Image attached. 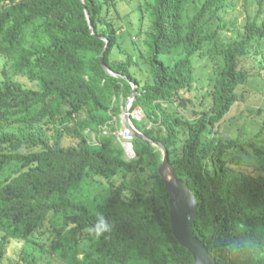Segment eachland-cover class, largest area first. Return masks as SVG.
Returning <instances> with one entry per match:
<instances>
[{
	"label": "trees",
	"instance_id": "1",
	"mask_svg": "<svg viewBox=\"0 0 264 264\" xmlns=\"http://www.w3.org/2000/svg\"><path fill=\"white\" fill-rule=\"evenodd\" d=\"M139 1L131 14L150 21L142 41L152 83L144 84L131 73L130 56L113 63L114 52L122 49L121 27L112 14H118L117 0H0V55L7 60L0 85V175L10 170L0 179V264L14 241L25 244L18 256L24 264H37L36 245L62 264H193L172 233L169 194L158 173L159 149L134 139L135 157L127 160L104 133L133 85L138 94L130 113L140 108L165 134L155 136L153 129L132 120L134 127L165 146L178 178L188 182L199 205L195 236L217 264H264V178L232 161L240 151L264 152L224 141L217 133L238 101V88L250 80L243 57L257 42L264 47V21L249 19L245 32L225 43L218 32L206 30L205 19L222 22L220 14L236 0H200L187 24L184 10L195 0ZM175 50L181 56L167 66L161 57ZM215 53L222 63L200 102H209V109L195 122L181 123L163 104L186 105L181 94L197 90L191 58L204 60ZM101 55L108 69L124 78L104 71ZM7 67L36 83L37 90L9 79ZM182 127L187 137L178 149ZM65 137L75 143L65 146ZM145 175L149 180L142 182ZM96 177L110 186L94 195L87 180ZM97 213L113 224L107 238L90 232ZM50 216L51 229L39 233Z\"/></svg>",
	"mask_w": 264,
	"mask_h": 264
},
{
	"label": "rangeland",
	"instance_id": "2",
	"mask_svg": "<svg viewBox=\"0 0 264 264\" xmlns=\"http://www.w3.org/2000/svg\"><path fill=\"white\" fill-rule=\"evenodd\" d=\"M134 2H127L124 0H117V13L112 11L113 20L117 26L121 27L119 34V43L122 49H116L114 52L113 63L118 64L120 60H126L129 56L133 59L130 71L135 75L142 84L152 83L150 73V63H146L144 57L149 56V51L146 49L144 38L149 31L150 21L146 17L143 22L140 21L139 13H132L131 11L138 8L140 1L132 0ZM200 0L189 2L184 10V24L193 17L197 12ZM232 8L228 13L220 14L223 19V23L226 27H222V22L218 19L211 20L205 19L206 30L209 33L218 32V38L220 41L229 43L238 39L246 30V24L249 19L257 20L258 24H262L264 21V1L263 0H236L232 3ZM101 29L104 25L100 26ZM140 33V36H137ZM180 50H175L169 57L162 56L161 60L167 66H173L175 61L180 58ZM6 58L0 55V85L4 81L2 70L6 65ZM191 62L195 69V79L197 90L192 92H183L182 98L187 101L186 105L182 106L179 102L165 103L163 108L167 109L174 117L181 120V123H193L198 118V115L202 110H208L210 103L205 106L201 105V95L205 94L211 87L215 79V72L219 69L222 59L221 55L215 53L212 58H206L200 60L197 55L191 58ZM242 66L250 72V80L247 84L238 88V101L232 107L227 116L220 122L217 127L218 136L224 141L235 140L240 143H247L254 145V147L264 152V47H261L257 42L251 49L249 54L243 57ZM7 74L9 79L19 82L26 89L37 90L36 83L28 81L22 76L14 75L7 67ZM121 109L118 116L113 117L111 124L105 129L107 135H111L116 140V133L121 129L124 120L125 108ZM210 111H208L209 113ZM144 119L142 126L148 129H153L154 135L162 136L165 134L163 127L153 124L149 121L147 115L143 112ZM7 129V128H6ZM181 140L178 143V149L181 148L183 141L187 137V130L182 127ZM208 140V138L206 139ZM210 141V140H208ZM93 142V140H92ZM75 141L70 137H65L63 144L65 146L73 145ZM28 148H23L22 152H28ZM233 165L251 174L261 175L264 178V156H257L252 150L244 152H238L232 157ZM10 170H5L0 179L5 178L9 174ZM142 182L148 181V176L140 177ZM87 183L94 195L103 193L110 184L101 177L88 179ZM114 184L119 183V178L113 180ZM132 183L136 186L140 183L138 180H132ZM149 185L146 186V191L149 189ZM132 191L126 193L127 197H130ZM50 219L46 221L44 227L39 233H45L51 229ZM25 244L23 242L14 241L11 243L8 254L3 264H18L19 252ZM28 247V246H25ZM34 251L37 256V264H62L54 255L48 250L42 249L39 245H36ZM83 251H87V247H83ZM24 264V263H21Z\"/></svg>",
	"mask_w": 264,
	"mask_h": 264
},
{
	"label": "water",
	"instance_id": "3",
	"mask_svg": "<svg viewBox=\"0 0 264 264\" xmlns=\"http://www.w3.org/2000/svg\"><path fill=\"white\" fill-rule=\"evenodd\" d=\"M86 16L89 24L91 25V19L87 11ZM106 48L107 47H105L104 51ZM100 61L102 68L108 74L116 78H124L121 75L112 73L108 69L107 65L102 60V55L100 57ZM129 82L131 81L129 80ZM132 87V92L128 98L124 114V120L130 127L132 125L129 121V112L138 94L137 87L135 85ZM131 129L135 139H138L147 145L158 147L161 151L162 162L158 168V173L164 181L165 188L169 194L170 223L173 236L181 246L191 253L194 261L193 264H217V261L210 254L205 243L195 236L194 221L198 213L199 205L196 201L194 193L188 185V182L186 180L179 179L175 168L170 164L168 150L164 145L159 142L152 141L136 128L131 127ZM167 168H169L171 172L169 180L165 177V171Z\"/></svg>",
	"mask_w": 264,
	"mask_h": 264
},
{
	"label": "built area",
	"instance_id": "4",
	"mask_svg": "<svg viewBox=\"0 0 264 264\" xmlns=\"http://www.w3.org/2000/svg\"><path fill=\"white\" fill-rule=\"evenodd\" d=\"M130 123L131 127L134 128L132 120L140 123L144 119L143 111L140 108H136L132 113H130ZM111 124V123H110ZM131 127L123 120L121 129L115 134L117 143L121 146L124 151V156L127 160H132L135 157L134 144H133V133ZM107 127H105L106 129ZM88 132V131H87ZM104 133L107 135L106 131Z\"/></svg>",
	"mask_w": 264,
	"mask_h": 264
},
{
	"label": "clouds",
	"instance_id": "5",
	"mask_svg": "<svg viewBox=\"0 0 264 264\" xmlns=\"http://www.w3.org/2000/svg\"><path fill=\"white\" fill-rule=\"evenodd\" d=\"M113 230V224L109 222L102 213H97V220L95 225L90 229V232L95 238L99 239L101 236H105L107 233H111ZM107 238V236H105Z\"/></svg>",
	"mask_w": 264,
	"mask_h": 264
},
{
	"label": "bare ground",
	"instance_id": "6",
	"mask_svg": "<svg viewBox=\"0 0 264 264\" xmlns=\"http://www.w3.org/2000/svg\"><path fill=\"white\" fill-rule=\"evenodd\" d=\"M133 124V123H132ZM134 126V125H133ZM135 128V127H134ZM135 139V138H134ZM134 144V143H133ZM157 149H159L158 147H157ZM159 151H160V149H159ZM161 152V151H160ZM170 175H171V172H170V169L169 168H167V170L165 171V177H166V179H170Z\"/></svg>",
	"mask_w": 264,
	"mask_h": 264
}]
</instances>
